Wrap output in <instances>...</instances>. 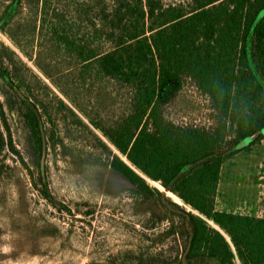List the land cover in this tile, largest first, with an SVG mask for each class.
I'll use <instances>...</instances> for the list:
<instances>
[{
  "label": "trees",
  "instance_id": "16d2710c",
  "mask_svg": "<svg viewBox=\"0 0 264 264\" xmlns=\"http://www.w3.org/2000/svg\"><path fill=\"white\" fill-rule=\"evenodd\" d=\"M95 1L14 0L2 7L0 32L80 111L71 95L85 83L103 94L110 83L129 89L121 121L106 129L88 120L118 153L101 142L110 169L139 194L160 197L148 185L156 182L197 213H187L186 259L264 264V218L219 212L214 204L226 135L235 147L251 138L246 149L264 140V0H110L102 9ZM0 51L26 68L1 43ZM185 78L208 98L215 130L164 119L163 106ZM0 79L6 106L19 103L17 111L40 149L42 100L29 89L25 93L18 68L0 66ZM105 105V96L96 97L95 108Z\"/></svg>",
  "mask_w": 264,
  "mask_h": 264
},
{
  "label": "rangeland",
  "instance_id": "374dc122",
  "mask_svg": "<svg viewBox=\"0 0 264 264\" xmlns=\"http://www.w3.org/2000/svg\"><path fill=\"white\" fill-rule=\"evenodd\" d=\"M7 4L14 0H0V16ZM109 5L110 0L95 1L97 9ZM0 43L29 71L6 53H0L2 70L18 68L25 93L29 89L44 107L39 149L17 111L19 103L13 100L9 109L0 91V264H216L186 259L191 236L187 213L196 212L156 182L148 180V185L161 196H142L109 167L108 151L101 142L118 153L88 119L106 129L121 121L129 105V89H114L110 83L103 94L85 83L84 90L71 95L80 103V111L2 32ZM103 96L105 108H95L96 97ZM162 111L164 119L177 126L216 128L208 98L188 78ZM251 140L235 147L226 135L219 146V154L226 157L216 188V211L264 218V140L246 149ZM235 148L240 151L227 157Z\"/></svg>",
  "mask_w": 264,
  "mask_h": 264
}]
</instances>
